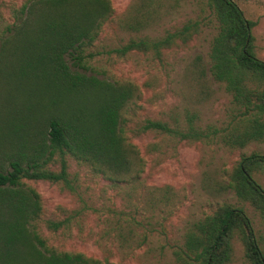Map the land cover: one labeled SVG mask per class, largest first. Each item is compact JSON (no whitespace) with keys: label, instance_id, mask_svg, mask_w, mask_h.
<instances>
[{"label":"trees","instance_id":"obj_1","mask_svg":"<svg viewBox=\"0 0 264 264\" xmlns=\"http://www.w3.org/2000/svg\"><path fill=\"white\" fill-rule=\"evenodd\" d=\"M162 0H138L122 26L146 28ZM216 22L209 51V72L231 94L234 113L223 129L200 128L195 114L186 126L145 119L140 130L166 134L179 141H213L244 147L264 141V60L255 53L253 22L235 0H206ZM9 34L0 44V70L10 84L7 117L0 130V264H119L81 251L48 245L34 228L41 204L38 192L23 179L61 183L73 190L68 158L86 163L113 183L140 177L143 158L129 140L123 112L137 90L134 83L99 76L91 64L90 46L113 12L111 0H28L16 10ZM204 18V17H203ZM187 18L159 36L137 35L113 48L119 56L151 53L187 44L203 25ZM3 135V134H2ZM153 147H156L154 144ZM57 166V167H56ZM264 154L241 156L228 174L227 187L248 203L264 222ZM167 200L168 185L156 188ZM65 220H48L57 230ZM238 240L250 264H264V244L241 206L223 202L193 221L173 249L174 264H226Z\"/></svg>","mask_w":264,"mask_h":264},{"label":"rangeland","instance_id":"obj_2","mask_svg":"<svg viewBox=\"0 0 264 264\" xmlns=\"http://www.w3.org/2000/svg\"><path fill=\"white\" fill-rule=\"evenodd\" d=\"M26 1L0 0V44L9 34L14 15L19 14L16 10ZM137 1L111 0L113 12L90 50L94 53L91 64L99 76L129 81L137 87L123 115L126 133L140 151L144 170L138 179L113 183L86 163L68 158L73 190L61 183L23 179L25 188L32 187L39 194L41 210L34 228L48 245L58 249L81 251L119 264H174L172 251L182 243L186 227L228 202L245 210L257 239L264 244V222L259 214L227 187L232 166L251 152L264 154V141L232 147L219 138L179 141L140 130L148 118L170 124L178 119L186 126L187 113L195 114L194 123L204 129H223L231 123V94L208 68L217 28L206 0H162L149 25L134 32L122 23ZM235 1L254 23V50L264 60V0ZM189 17L202 18L200 32L187 44L165 50L161 59L151 53L119 56L113 51L130 37L159 36ZM9 95V79L6 71L0 70V124L8 114ZM4 134L0 130L1 152L6 148ZM255 177L264 188V172ZM166 185L170 191L165 201L156 188ZM48 220H65L66 225L53 231L46 226ZM233 243V255L226 264H250L241 243Z\"/></svg>","mask_w":264,"mask_h":264}]
</instances>
